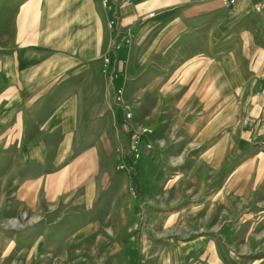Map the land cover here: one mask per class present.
<instances>
[{"label":"crops","instance_id":"1","mask_svg":"<svg viewBox=\"0 0 264 264\" xmlns=\"http://www.w3.org/2000/svg\"><path fill=\"white\" fill-rule=\"evenodd\" d=\"M255 2L113 0L105 8L100 0H0V205L7 187L15 211L22 204L33 216L59 212L75 199L83 211L99 202L105 220L126 214L117 198L127 194L131 202L133 193L142 200V182L137 169L122 179L117 150L130 143L132 129L161 121L163 109L195 107L202 116L180 141L203 142L197 170L231 174L221 189L249 190L242 207L257 208L243 213L232 237L239 252L264 253V191L257 195L264 190V95L256 94L262 79L255 77L264 17L254 12ZM120 32L130 42L112 52L114 68L106 71L102 58ZM244 59L256 66L248 80ZM195 63L198 69L190 68ZM186 77L194 80L179 96ZM243 82L245 100L237 101L231 94ZM126 107L132 118L123 123ZM248 109L244 122L239 115ZM141 167L146 185L157 186V164ZM130 205L135 221L141 207Z\"/></svg>","mask_w":264,"mask_h":264},{"label":"rangeland","instance_id":"2","mask_svg":"<svg viewBox=\"0 0 264 264\" xmlns=\"http://www.w3.org/2000/svg\"><path fill=\"white\" fill-rule=\"evenodd\" d=\"M262 37L261 34V40ZM125 40L122 32L114 38L110 53L102 58L106 71L114 68L112 52ZM260 48L262 56L257 76L255 62L244 59L240 63L244 66L246 80L252 75L262 79L256 94L264 95V47ZM120 62L123 64L124 60ZM198 66L195 63L190 68L198 69ZM181 80L184 86L179 96L185 94L194 77ZM240 87H244V82L231 94L237 101L245 100V90L241 97ZM203 111L195 107L163 109L161 121L148 126L152 133L145 137V143L141 142L139 159L129 157L130 143L117 150L120 155L117 169L123 172L122 179L137 169L142 182V200L131 193L141 207L135 221H130L129 217L130 204L135 200L130 202L127 194L118 197L116 202L120 208L126 206L127 213H112L109 220L103 219L105 211H97L99 202H93L90 210L83 211L85 205H76V199L59 212L33 216L22 204L18 205L19 211H15V205L9 203L13 191L5 187L3 194L8 198L0 205V264H210L211 261L214 264L220 261L264 264V253L243 254L236 249V238L232 237V227L241 222L243 213L257 208V204L242 207V197L249 190L221 189L219 183L226 177L230 182L231 174H206L197 170L201 158L196 156L203 142L180 141V133L202 116ZM250 111L242 110L239 119L244 118L246 122ZM159 124L164 125V131H159ZM260 147L264 148V142ZM122 162L127 164V169L118 168ZM145 163L157 164V171L161 172L157 186L146 185L150 179L141 172ZM263 191L257 192L258 197H262ZM110 200L105 198L106 202ZM129 224H133L132 230L127 231L130 235L125 233ZM111 230L115 233L113 236L107 234Z\"/></svg>","mask_w":264,"mask_h":264},{"label":"built area","instance_id":"3","mask_svg":"<svg viewBox=\"0 0 264 264\" xmlns=\"http://www.w3.org/2000/svg\"><path fill=\"white\" fill-rule=\"evenodd\" d=\"M101 4L103 7L108 8L111 5V2L113 0H100ZM223 4H225L226 6H233L236 4L237 0H221ZM254 12L256 14H258L259 16L264 17V0H256V2L254 3ZM118 21V14L117 12H113V14L111 15L110 19H109V26L112 27L114 26ZM126 43L130 42V38L127 37L126 38ZM109 59H106V62H108ZM123 90L121 88H119L117 90V96L120 98L122 96ZM125 121H129L132 118V112L131 110L126 107L125 108ZM152 133V129L148 128V127H143L140 128L138 130H131V140H130V152H129V157L131 158V160H137L140 157V149L139 146L141 144V142L145 143V137L148 136L149 134ZM144 145V144H143ZM129 167L132 168V164ZM119 169H127V164L122 162L118 165ZM135 170V169H134ZM133 170V171H134Z\"/></svg>","mask_w":264,"mask_h":264},{"label":"trees","instance_id":"4","mask_svg":"<svg viewBox=\"0 0 264 264\" xmlns=\"http://www.w3.org/2000/svg\"><path fill=\"white\" fill-rule=\"evenodd\" d=\"M138 174H134L133 175V183L135 184V187H136V191L137 193H139V183H138Z\"/></svg>","mask_w":264,"mask_h":264},{"label":"bare ground","instance_id":"5","mask_svg":"<svg viewBox=\"0 0 264 264\" xmlns=\"http://www.w3.org/2000/svg\"><path fill=\"white\" fill-rule=\"evenodd\" d=\"M180 161V160H179Z\"/></svg>","mask_w":264,"mask_h":264}]
</instances>
